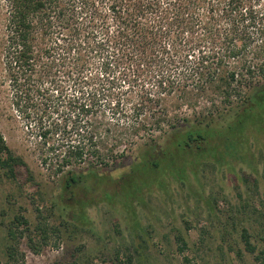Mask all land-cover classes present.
<instances>
[{"label":"rangeland","instance_id":"374dc122","mask_svg":"<svg viewBox=\"0 0 264 264\" xmlns=\"http://www.w3.org/2000/svg\"><path fill=\"white\" fill-rule=\"evenodd\" d=\"M249 1L248 6L264 13V0ZM5 3L0 0V33ZM80 37L87 49L100 38L91 33ZM69 38L68 30L56 24L37 33L38 47L43 49L40 64L46 73L25 82L7 67L0 51V133L33 174V181L27 180L20 167L17 178L10 179L0 168V264L7 261L5 251L12 243L8 230L15 215H23L29 229L13 242L18 249L16 259L7 264H264V131L254 133L246 158L230 154L220 142L217 159L210 158V165L189 176L185 184L175 180L167 191L137 194V200L139 196L143 200L133 203L135 214L116 197L83 189L81 197L94 198L85 206L89 224L61 222L58 214L63 207L57 197L62 176L50 168L64 148L73 114L78 109L81 117L96 112L123 124L128 119L125 113L141 102L143 108H136L145 112V104L157 94L160 74L172 73L171 78L183 83L178 60L190 53L192 64L200 48L194 47L195 41L181 43L170 64L152 62L139 67L116 61L107 66L104 51L90 49L76 64L70 59L76 52H64ZM186 79V86L191 87L193 78ZM173 96L179 98V93ZM202 102L199 99L193 109L183 105L178 117L192 121L202 116ZM164 134L156 131L154 140L136 139L100 172L117 175L146 149L161 143ZM114 185L106 192L112 194ZM135 221L138 226L133 225ZM244 229L254 252L246 249Z\"/></svg>","mask_w":264,"mask_h":264},{"label":"trees","instance_id":"16d2710c","mask_svg":"<svg viewBox=\"0 0 264 264\" xmlns=\"http://www.w3.org/2000/svg\"><path fill=\"white\" fill-rule=\"evenodd\" d=\"M249 2L6 0L0 51L7 67L19 73L24 82L35 74L46 73L40 64L43 49L38 47L37 33L53 24L68 30L70 38L64 52H76L70 58L76 64L90 49L104 51L107 66L116 61L139 67L152 62L170 64L181 43L195 41L194 47H200L192 64L190 53L178 60L182 62L183 83L171 78L172 73L166 77L160 74L157 94L145 104V112L136 108H143L141 102L125 113L128 119L123 124L118 118L107 119L96 112L81 117L78 109L73 114L64 148L57 152L55 165L50 168L62 176L57 197L63 207L58 214L62 223L89 224L85 206L94 198L81 197L83 189L102 197H116L135 214L133 203L143 200V196L137 200V194L167 191L175 180L185 184L189 176H196L202 167L210 165V158L217 159L220 142L231 150L230 154L247 157L254 133L264 131V13L248 6ZM90 33L100 38L87 49L80 36ZM188 77L194 80L191 87L184 82ZM176 92L179 98L173 96ZM199 99H203L202 116L192 121L178 117L177 111L183 105L193 109ZM156 131L165 132V138L146 149L138 160L117 175L100 172L136 139L154 140ZM81 164L85 167L74 168ZM20 167L27 180L33 181L27 163L8 147L0 133V168L7 178L16 179ZM112 185L115 191L110 194L106 188ZM11 223L8 239L12 243L6 248L4 264L16 259L18 249L13 242L17 243V237L29 229L23 215H15ZM21 225L24 227L18 230ZM133 225L138 226V222ZM242 238L246 249L254 252L245 229ZM178 240L183 238L179 236Z\"/></svg>","mask_w":264,"mask_h":264}]
</instances>
